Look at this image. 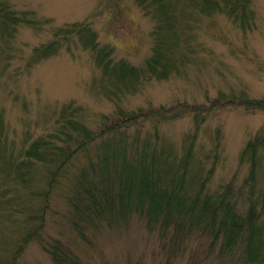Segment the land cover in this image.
I'll use <instances>...</instances> for the list:
<instances>
[{"label":"trees","instance_id":"16d2710c","mask_svg":"<svg viewBox=\"0 0 264 264\" xmlns=\"http://www.w3.org/2000/svg\"><path fill=\"white\" fill-rule=\"evenodd\" d=\"M134 1L154 21L151 55L143 65L115 59L114 48L101 45L90 23H77L55 33L60 41L36 47L23 69L55 56L64 42L67 50L79 46L100 70L103 97L118 103L151 81L182 74L196 54L193 31L201 17H226L243 32L256 28L253 0ZM22 25L37 29L41 23L32 12L16 10L12 0H0V55L10 51ZM232 98L236 107L264 109V98L245 93ZM225 100L220 95L211 103L223 107ZM201 110L206 111L189 110L195 114L193 129L178 151L160 137L162 123L182 117L176 107L118 108L113 117L103 116L99 125L88 127L87 111L70 101L40 132L18 136L0 103V264H33L26 251L34 243L50 264H86L78 247L60 234V214L69 231L89 245L105 231L142 224L159 235L162 264L185 259V264H264V191L257 195L264 137L252 138L241 152V164H249L243 183L212 192L223 133L218 128L209 154L198 156L195 145L208 121ZM153 114L151 132L133 130Z\"/></svg>","mask_w":264,"mask_h":264},{"label":"rangeland","instance_id":"374dc122","mask_svg":"<svg viewBox=\"0 0 264 264\" xmlns=\"http://www.w3.org/2000/svg\"><path fill=\"white\" fill-rule=\"evenodd\" d=\"M12 4L18 11L32 12L41 23L37 29L20 26L9 46L10 51L0 55V103L13 133L22 136L27 131L40 132L47 120L56 117L60 107L70 101L87 111L88 127L99 125L103 116L113 117L118 108L138 112L176 107L178 113L184 112L182 117L162 123L160 137L181 151L185 137L193 129L195 114L189 110L201 108L206 110L203 111L208 121L195 145L198 156L209 154L218 128L223 133L210 190L215 192L230 182L236 186L243 183L249 164H241V152L252 138L264 137V109L249 111L236 107L232 97L245 93L250 99L264 98V0H253L256 28L250 32H243L223 16L201 17L195 25L198 30L193 31L196 54L182 69V74L167 81H151L139 92L124 95L118 103L103 97L100 70L90 53L79 46L72 45L67 50L64 42L58 54L30 71L23 66L36 47L52 40L60 41L55 33L77 23H90L101 45L114 48L115 59L143 65L151 55L154 21L134 0H12ZM220 95L226 97L228 105L212 106L211 102ZM156 118L153 114L144 127L141 120L133 130L151 132ZM262 155L257 195L264 191V151ZM212 162L211 158L206 161L205 171ZM56 220L57 225L64 224L59 228L60 234L62 230L63 238L78 247L86 264H162L160 259H164L159 235L142 224L105 231L89 245L69 231L64 215H57ZM26 258L33 264L51 263L36 243L28 248ZM185 262L186 259L175 264Z\"/></svg>","mask_w":264,"mask_h":264}]
</instances>
